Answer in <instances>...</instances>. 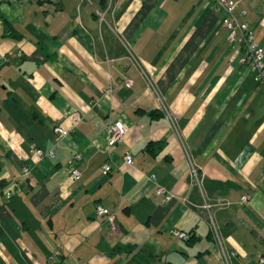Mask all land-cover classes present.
Returning a JSON list of instances; mask_svg holds the SVG:
<instances>
[{"label":"crops","instance_id":"obj_1","mask_svg":"<svg viewBox=\"0 0 264 264\" xmlns=\"http://www.w3.org/2000/svg\"><path fill=\"white\" fill-rule=\"evenodd\" d=\"M236 1L264 48V0ZM222 21L214 0H0V264H261L264 86Z\"/></svg>","mask_w":264,"mask_h":264},{"label":"built area","instance_id":"obj_2","mask_svg":"<svg viewBox=\"0 0 264 264\" xmlns=\"http://www.w3.org/2000/svg\"><path fill=\"white\" fill-rule=\"evenodd\" d=\"M216 8L223 13V25L228 31V40L230 44L242 51V56L240 62L243 65L249 66L254 74V80L258 85L264 86V48L261 47L260 43L256 40L254 33L251 30L250 23L247 20L248 10L245 8L239 9V1L236 0H214ZM239 9V10H238ZM125 87H131L133 85V80L130 78H124L121 81ZM112 92L111 88L107 89L106 93L110 94ZM68 122L70 123V128H65L63 125H57L54 128V132L60 137H66L69 135L71 130L80 122V116L78 114H73L68 116ZM109 127V148H113L117 144L123 141L124 136L127 132L126 126L120 122L108 123ZM39 159L42 158H52L55 156L53 149L48 151H43L40 148H35L34 153ZM83 161V156L80 153H76L72 160L70 161V172L69 179L72 181H78L81 179L83 172L81 170L80 164ZM124 163L126 165H133L134 158L130 152H127L124 156ZM112 170L111 163H105L102 166V171L104 174H108ZM31 174V168L25 166L20 176L15 180V185H21L23 179L29 177ZM193 174L196 176V170L193 169ZM156 176L154 174L150 175V180L155 181ZM154 194L156 197L161 198L163 202L171 201L174 194L166 190L164 187L157 185ZM13 193L9 190L5 193V198L11 199ZM249 199L248 195H243L241 201H247ZM231 202L229 200H220L215 204H206V207L212 206H228ZM96 214L100 218H104L106 224L112 234L119 231V224L114 212L110 211L107 207L97 204ZM173 235L180 240H188L189 234L185 231L175 229ZM62 256V251L60 246H56L51 255L49 256V261L55 263ZM261 264H264V257L259 259Z\"/></svg>","mask_w":264,"mask_h":264},{"label":"trees","instance_id":"obj_3","mask_svg":"<svg viewBox=\"0 0 264 264\" xmlns=\"http://www.w3.org/2000/svg\"><path fill=\"white\" fill-rule=\"evenodd\" d=\"M6 28L9 29V28H12L9 24L6 23ZM149 114L153 115V114H156L157 111H151V112H148Z\"/></svg>","mask_w":264,"mask_h":264},{"label":"rangeland","instance_id":"obj_4","mask_svg":"<svg viewBox=\"0 0 264 264\" xmlns=\"http://www.w3.org/2000/svg\"><path fill=\"white\" fill-rule=\"evenodd\" d=\"M120 84L123 85L122 82H121ZM123 86H124V85H123ZM106 91H107V90H106ZM106 91H105V92H106Z\"/></svg>","mask_w":264,"mask_h":264}]
</instances>
